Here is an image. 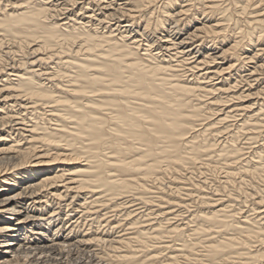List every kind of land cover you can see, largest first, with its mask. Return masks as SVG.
<instances>
[{"label":"bare ground","instance_id":"obj_1","mask_svg":"<svg viewBox=\"0 0 264 264\" xmlns=\"http://www.w3.org/2000/svg\"><path fill=\"white\" fill-rule=\"evenodd\" d=\"M157 1L0 0V264L264 260V0Z\"/></svg>","mask_w":264,"mask_h":264},{"label":"rangeland","instance_id":"obj_2","mask_svg":"<svg viewBox=\"0 0 264 264\" xmlns=\"http://www.w3.org/2000/svg\"><path fill=\"white\" fill-rule=\"evenodd\" d=\"M158 3H157V5H154V7H161L162 6V4L164 3V0H162L161 2H159V1H157ZM190 4V3H189ZM161 5V6H160ZM192 9V11L191 12H193L194 11V7H192L191 8ZM158 11V10H157ZM156 11V12H157ZM158 12H160V10L158 11ZM158 15V14H157ZM190 14H186V15H184V16H181L180 17V19H182L183 18V20L181 21V24L183 23V22H185V20L187 21V17L188 18H190ZM221 16L222 15H217V18L216 19H218L219 17L221 18ZM186 17V18H185ZM201 40V39H200ZM192 43H195V45H198V44H200L201 42L199 41V42H192ZM256 49H259V48H256ZM16 58H18V57H16ZM260 141V140H259ZM261 143V142H260ZM259 145V144H258ZM246 152V151H245ZM246 156H248V154L246 155ZM212 163L209 161L208 163H210L211 164V166H214L213 164H217V166H219V167H221L222 166V164H223V161H217V160H215V158L213 159V157H212ZM199 168H202V169H200V171L197 169V170H194L195 171V173H194V176H196L195 178L196 179H198L199 177H200V179L201 178H203V180H204V177H206L207 178V186H206V190H207V192L208 193H211V194H218L219 196L218 197H220V198H225L224 200H228V203L226 204V205H231L236 211L235 212H237V213H239V216L240 217H242V216H248V215H250L249 217L250 218H254V217H259V218H262V216H264V214L260 217V216H258V214L256 213L257 211H253L252 209H253V206H254V204H255V202L258 200V198H260V195L259 194H255V192L253 193L254 195L253 196H251V197H249V198H246L245 197V194H243V193H241V189L237 186V187H233V186H228V188H226L225 189V187H220V183L222 182V181H224V178H223V175L225 176V174L223 173V171L221 170V171H219L218 172V174H213V172H211V171H209V170H207V169H205L207 166H203V165H201V164H199ZM205 173L206 175H204L203 173ZM184 173L186 174V175H184L185 177L187 176V177H189V176H191V174L189 173V172H187V171H184ZM211 173V174H210ZM188 174H189V176H188ZM197 174V175H196ZM201 174V175H200ZM213 174V175H212ZM169 177V176H168ZM198 177V178H197ZM200 179H198V180H200ZM218 179V180H217ZM250 179V178H249ZM171 180L169 179V178H167L166 180H165V182H164V187H165V190H164V192H168L169 193V188H170V186H171V182H170ZM253 182H254V185H258V186H262V188H264V175H262L261 176V178L260 179H254V180H252ZM209 182V183H208ZM220 182V183H219ZM151 187V189H152V191L153 190H157L156 191V193L157 192H159L160 193V191H158V189L156 188V187H154L155 185H153V183L152 182H150V184H149ZM174 187H175V185H173ZM182 187H184L183 185H181ZM189 187V186H188ZM219 188V189H218ZM237 188H238V190H237ZM246 189H249L248 191H251L252 192V187H245ZM212 189V190H211ZM240 189V190H239ZM254 190V189H253ZM153 192H155V191H153ZM156 193H150L149 195H148V197H150V198H153V199H157V197L156 196H159L160 194H156ZM167 194V193H166ZM215 195V196H216ZM244 195V196H243ZM153 196V197H152ZM155 196V197H154ZM196 200H195V199ZM194 198L190 201V202H188V207H183L182 209L180 208L179 210L177 209V208H175L176 210H178L179 211V213L178 214H180V215H182V217H181V219L183 218V219H185L184 220V222L185 223H187L188 221H189V219H191L194 215H196L197 213H200L199 211H201V212H208L209 210L207 209V208H205L204 209V205L201 203V201L200 200H198L197 199V197H196V195L194 194ZM256 198V199H255ZM251 199V200H250ZM230 200V201H229ZM242 202V203H241ZM139 203V202H138ZM138 203H135V204H138ZM156 205L158 204V203H155ZM197 204V205H196ZM190 205V206H189ZM253 205V206H252ZM144 206V205H137V206H135L134 207V209L135 208H142V207ZM146 207V206H145ZM148 207V206H147ZM146 207V209H148L147 211H146V213L145 214H147V212H149V213H153L154 214V216H152L151 218H153L155 221H150V222H152V223H156V221H158L159 219H155V218H158L157 217V209H158V207L156 208L155 206H153L152 208H147ZM236 207V208H235ZM258 208H260V209H258V211L259 212H264V206H257ZM139 208V209H140ZM154 208V209H153ZM131 210H133V207L132 208H130ZM204 209V210H203ZM145 209H141V211H144ZM110 211V210H109ZM156 211V212H155ZM182 211V212H181ZM138 212H140V211H138ZM106 213V212H105ZM137 213V212H136ZM194 213V214H193ZM103 214V213H102ZM124 213H122V212H118L117 213V215L118 216H115L114 217V219L112 220V222L115 220V222L116 221H118V220H120L121 218L122 219H124L123 218V216H121V215H123ZM246 214V215H245ZM192 215V216H191ZM253 215V216H252ZM189 216V217H188ZM118 217V218H117ZM120 218V219H119ZM258 218V219H259ZM117 219V220H116ZM73 222V221H72ZM71 222V223H72ZM114 222V223H115ZM263 222H264V220H263ZM71 223L70 224H68L67 225V227H70L71 226ZM195 224H193V223H191L190 224V226H194ZM104 226H105V224H104ZM86 227H84V229H85ZM126 228H128V227H126ZM192 228V227H191ZM190 228V229H191ZM51 231H50V233L48 232L47 233V235L49 236H51V234H53V229H55V228H53V227H51ZM83 228H81V233L83 232V230H84ZM87 229H88V226H87ZM114 231H116V233H117V235H121V233L123 232L121 229H117V230H114ZM114 231H112V232H114ZM84 233V232H83ZM125 233V231L122 233V234H124ZM191 233V232H190ZM116 234H115V232L114 233H112V236L114 237V236H117ZM71 236H73L72 234H71ZM174 240V241H173ZM176 240V238H164L163 240H161L160 242H157V243H155V241L154 242H152L151 244H149L150 246L151 245H154V247H161V248H163L164 246H166V245H172V244H174V243H176V244H178L179 242H177V241H175ZM77 241V240H76ZM260 244V243H259ZM258 243L256 244V243H251V245H254V248H253V250H255V249H257V248H259V249H261V246L259 245ZM80 247V249H82V250H87V251H90V250H92V249H87V248H85L84 246H79ZM93 251V250H92ZM193 251V252H192ZM191 251V253L192 254H195L194 256H191V258L193 257L194 259H198V260H202V259H204L203 258V255L205 254L204 253V251H203V248L202 247H197L196 248V251L195 250H192ZM250 251V250H249ZM161 252H162V254L161 255H163V256H160V257H162V259H167V255H170V252H169V250H166L165 251V249L163 248L162 250H161ZM167 255H166V254ZM204 253V254H203ZM73 258H75V257H73ZM180 261H181V263L182 264H195V262L194 261H188V260H185L184 258H180ZM205 264L207 263V262H204ZM260 264H264V260L260 263Z\"/></svg>","mask_w":264,"mask_h":264}]
</instances>
